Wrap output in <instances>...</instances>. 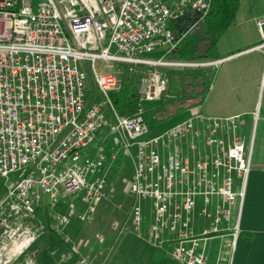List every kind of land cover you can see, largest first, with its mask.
<instances>
[{
    "label": "built area",
    "instance_id": "2783aa9c",
    "mask_svg": "<svg viewBox=\"0 0 264 264\" xmlns=\"http://www.w3.org/2000/svg\"><path fill=\"white\" fill-rule=\"evenodd\" d=\"M210 1L0 0V177L15 178L0 197V264H38L37 251H29L44 230L38 209H49V227L59 234L73 221L92 220L107 198L106 163L115 154L105 144L87 150L103 127L119 133L124 149H134L123 191L130 204L113 228L149 248L168 246L175 264H217L221 257L207 260V241L223 236L232 218V250L251 147L240 132L241 115L192 114L147 134L139 107L121 115L113 106L116 75L92 64L142 68L137 102L155 98L166 85L162 67L194 64L167 58L176 48L173 19L189 14L178 21L188 31ZM81 60L91 62L98 102L86 103ZM93 241L100 245L102 235ZM105 258L102 250L64 253L56 264Z\"/></svg>",
    "mask_w": 264,
    "mask_h": 264
},
{
    "label": "crops",
    "instance_id": "0c3cea01",
    "mask_svg": "<svg viewBox=\"0 0 264 264\" xmlns=\"http://www.w3.org/2000/svg\"><path fill=\"white\" fill-rule=\"evenodd\" d=\"M263 16L264 0H238L232 22L208 51L212 67L204 96L185 112L184 118L239 114L241 135L251 142L237 235L230 250L231 218L223 236L207 241L206 257L211 263L221 257L217 264H224L231 252L229 264H264V23L257 24Z\"/></svg>",
    "mask_w": 264,
    "mask_h": 264
},
{
    "label": "rangeland",
    "instance_id": "374dc122",
    "mask_svg": "<svg viewBox=\"0 0 264 264\" xmlns=\"http://www.w3.org/2000/svg\"><path fill=\"white\" fill-rule=\"evenodd\" d=\"M41 0H32L34 4ZM201 22L196 23L193 27L181 34L173 29L174 44L177 46L179 39L189 32H194L198 29ZM175 30V31H174ZM207 43H203L205 47ZM196 52H202L201 48ZM196 49V48H195ZM197 50V49H196ZM203 50V49H202ZM174 51V52H173ZM176 53V48L169 52L167 58L170 61H182L194 63L191 66L173 65L169 67H162L160 70L163 73L166 81V85L161 92L153 99L144 100L154 101L161 95L173 96L176 94V101L179 100L177 93L194 94L205 88L204 77L198 75L195 77L193 73L196 70H202L208 73L211 70L212 62L206 58L201 60H182L171 57ZM158 53V52H157ZM210 56L207 53V57ZM95 69L109 70L116 75L118 79L117 85L110 91V93L117 92L120 87L127 88L128 93L123 96L126 100L131 94L137 93V78L142 72L140 67H128V64L110 62V67L106 68V63L103 60L95 59L92 61ZM79 69L83 72L84 76V95L86 97V103L98 102L101 98V94L97 91L93 84V78L91 73V62L87 60H81L78 63ZM206 75V74H205ZM169 81L173 83L169 84ZM206 81V80H205ZM165 96V97H166ZM198 97V94L197 96ZM111 99V98H110ZM136 99V96L133 97ZM112 102V100H111ZM190 99H186L182 104L188 105ZM140 115L143 109L139 107ZM127 113H121L125 115ZM186 113L182 112L177 115L169 116L165 121L159 122L155 129L166 128L176 121L183 119ZM116 141L119 145H116ZM106 145L107 150L113 154L114 158L108 171L105 172L106 183L100 203L97 205L92 220L88 223H79L73 221L64 232L60 233L59 237L63 240L61 243H56L49 233V221L47 220L49 209H38L36 217L38 221L44 225L43 233L32 243V248L36 249V262L38 264H56L57 260L62 258L64 253H68L70 257L72 255L79 257L85 255H94L98 250H102L106 254V258L103 264H175L169 258V247L164 246L163 249L149 248L142 242L134 240L132 237L119 231L118 228H113V225L117 227L123 222L126 217V211L130 204V200L123 195V191L126 186V180L131 175L133 164L132 157L134 156L133 147L124 149L121 146V139L118 132L109 133L106 127L101 128L94 141L89 143L87 150H91L97 145ZM116 152H118L116 154ZM116 156H118L115 161ZM111 160V159H109ZM108 163H106V166ZM14 176L10 174L8 178L0 177V197L4 195L6 189L14 184ZM146 220L143 219L141 223V230L145 227ZM96 233H99L103 237V242L100 245L95 244L93 237ZM215 242H219L215 240ZM233 253L226 255V261L224 264L230 263V257ZM68 260L62 261V264H67ZM222 263V262H221Z\"/></svg>",
    "mask_w": 264,
    "mask_h": 264
},
{
    "label": "trees",
    "instance_id": "16d2710c",
    "mask_svg": "<svg viewBox=\"0 0 264 264\" xmlns=\"http://www.w3.org/2000/svg\"><path fill=\"white\" fill-rule=\"evenodd\" d=\"M237 4L238 0H211L209 10L203 17V21L200 23L198 29L194 32H189L186 35H183V37L179 39L176 46V53L173 54V51V55H171V57L182 60H201L203 58L206 59L207 53L214 42L226 29V27L232 22L234 10ZM203 43H207V45L203 47ZM200 47H203L201 48L202 52H196L200 50ZM193 73L195 74V77L198 75H202L206 80H204L205 84H207L208 79L211 75L210 72L206 73L199 69L194 71ZM172 83V81H169L168 85H171ZM127 93V88L122 87H120L117 92L110 93L109 95L112 100L113 106L116 109L120 110L121 113H128L134 111L136 107H141L143 109V112L140 115L142 126L146 131H148V134H154L160 131V129H155V126L159 122L165 121L169 116L177 115L182 112L185 113L188 108L198 105L202 97L204 96L205 88L200 90L198 93L190 95L187 93H177V98L179 99L177 101L175 99L176 94L173 96H166L164 94L154 101L138 103L137 99H133L135 94L129 95V98L125 100L123 96ZM197 94L198 97H196ZM186 99H190V102L188 105H183L182 103ZM48 229L50 236L56 243L63 242V240L59 237V233H56L50 227H48ZM132 238L134 240H137L134 237Z\"/></svg>",
    "mask_w": 264,
    "mask_h": 264
},
{
    "label": "water",
    "instance_id": "95a60500",
    "mask_svg": "<svg viewBox=\"0 0 264 264\" xmlns=\"http://www.w3.org/2000/svg\"><path fill=\"white\" fill-rule=\"evenodd\" d=\"M190 18H191L190 15L187 14V13L181 14V15L175 17L173 19V23H174V25L176 27V31L177 32H185L186 31V27H183L182 25H178V21H180V20H189ZM202 21H203V19L200 20V22H202Z\"/></svg>",
    "mask_w": 264,
    "mask_h": 264
}]
</instances>
